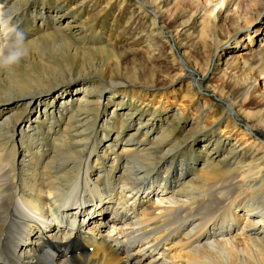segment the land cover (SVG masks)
<instances>
[{"label":"bare ground","instance_id":"obj_1","mask_svg":"<svg viewBox=\"0 0 264 264\" xmlns=\"http://www.w3.org/2000/svg\"><path fill=\"white\" fill-rule=\"evenodd\" d=\"M139 1V13H154L151 40L146 62L128 67L127 54L96 31L112 0L88 18V0H0V18L25 33L29 49L0 69V264H264V138L248 125L251 116L237 113L235 97L247 82L219 92L225 105L201 138L204 151L198 121L182 119L179 109L155 126L160 112L148 106L151 98L194 73L183 58L170 71L152 67L166 51L163 34L178 50L184 44L176 20L156 26L162 1ZM254 6L264 14V0ZM225 11L209 16L212 26L227 20ZM205 35L215 38L207 26ZM219 46L215 39L212 50ZM257 55L264 59V51ZM209 67L208 59L201 77ZM116 89L122 98L108 100ZM240 125L262 153L246 163L237 143L217 134ZM152 188L162 189L154 201Z\"/></svg>","mask_w":264,"mask_h":264},{"label":"rangeland","instance_id":"obj_2","mask_svg":"<svg viewBox=\"0 0 264 264\" xmlns=\"http://www.w3.org/2000/svg\"><path fill=\"white\" fill-rule=\"evenodd\" d=\"M79 1L81 0H71L70 4ZM88 1L84 5L83 12V17L86 18L99 14V10L109 0ZM156 1H162L160 6L164 5L166 8H164L165 10L162 13V19L155 20L156 26H169L172 21L176 20V27L173 29L179 31V40L184 44V48L178 50L175 47L176 44L168 37L171 34L167 36L163 34L162 39L166 41V51L161 57H154L152 67L157 68L160 66V69L170 71L169 68L174 64V61L178 65H184L182 62L183 58L185 66L189 70H192L194 74L192 75L193 79L190 78L191 81L190 79L185 80L186 85L184 84L185 82L181 83L182 85H176L175 83L172 86L164 83V88H161L159 93L162 90H166L168 91L167 95H155L151 98L148 106L160 112V114H157L156 121H154L155 126L161 123L162 118L179 109L182 114V119L189 118V120L198 121L200 130L197 131L198 135L195 139L199 138L197 148L204 151L205 148H202L203 143L201 138L205 134H208V131L212 128V121L219 116V113L225 105L217 98L219 92L223 91L230 95L232 89L231 84L240 85L243 82H247V88H241V91L235 96L239 104L237 113L239 110L242 117L247 115L251 116L252 120L247 121L249 124L245 123V121H243V124H248L255 134L260 138H264V135L261 134V131L264 129L262 128L264 126V59H258L257 55L259 51H264V14L261 15V11H258L254 6L257 0H228V3L230 2L229 5H226V0L225 4L222 3V0ZM139 2V0H112V4L105 8L97 17L98 23L96 31L99 32V35L104 40L112 43L119 52L127 54L126 66L128 67L131 66L133 59H136L141 64L146 62L145 55L147 50L145 47L146 43H150L151 40L150 33L153 22L150 19V15L154 16V13L150 11L152 10L150 7L146 8L148 12L147 17L139 13L137 10V5L140 4ZM38 5L40 4L38 3ZM49 5L47 2L44 3L46 8H49ZM224 10L226 11L223 16L227 17V20L215 21V25L212 26L209 22V16L211 15V19L215 18L216 20L219 12H221V16ZM53 11L51 14H53ZM247 18H252L249 25L248 21H246ZM185 21L189 22L186 25H182ZM204 26L208 27L209 32H214V39L207 35L202 38L200 37ZM215 39H218L220 46L216 51H213ZM152 54L157 56V53ZM205 58L207 59L204 63ZM208 59L210 60L209 70H207L204 77H201V71L204 70V65H206ZM117 75L114 76V80H125L123 77ZM187 81L191 83L200 82L201 89L190 91L187 89ZM172 90L173 92H171ZM106 93L111 94L108 98L110 101L122 98L121 90L119 89L114 90L113 93L108 90ZM250 93L254 96L252 104L241 109L240 104L249 97ZM60 102L58 101V103ZM112 107L113 103H110L108 109ZM126 110L127 108L124 106L120 107L118 111L125 112ZM33 115H36V113L32 112L31 117ZM27 119L22 122V126H26ZM135 125L127 132H132L136 128ZM234 127L230 129L231 131L228 134H226L227 131L223 132L224 127H222L217 134L220 137H227L230 142L235 141L237 143L239 150L243 152L242 162L246 163L253 157L261 156V152H256L260 141L250 133V128L242 125L236 128ZM245 129H248V132ZM195 153H197V150ZM157 188H152L150 191H147V197L150 201H154L158 193L160 195V190L162 189ZM105 205L109 206V204ZM88 212L90 213V210ZM105 214L104 217L107 218L109 214ZM94 217H97V214ZM96 220H98V217Z\"/></svg>","mask_w":264,"mask_h":264},{"label":"clouds","instance_id":"obj_3","mask_svg":"<svg viewBox=\"0 0 264 264\" xmlns=\"http://www.w3.org/2000/svg\"><path fill=\"white\" fill-rule=\"evenodd\" d=\"M27 38L23 31L0 18V69L19 64L28 55Z\"/></svg>","mask_w":264,"mask_h":264}]
</instances>
